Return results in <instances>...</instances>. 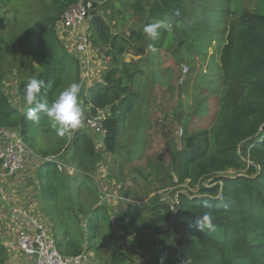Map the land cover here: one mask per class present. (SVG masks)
<instances>
[{
    "label": "trees",
    "instance_id": "16d2710c",
    "mask_svg": "<svg viewBox=\"0 0 264 264\" xmlns=\"http://www.w3.org/2000/svg\"><path fill=\"white\" fill-rule=\"evenodd\" d=\"M14 1L19 0H0V6H7L9 11ZM78 1L47 2L45 6L53 12L37 18L26 29L25 38H12L11 34L0 37V58H6L3 62L16 61L21 54L20 44L26 42V57L37 63L27 61L26 68L31 77L42 78L48 85L42 89L41 102L51 103L70 83L78 82L82 87L80 97L91 105L92 112L108 109L104 150H99L86 132L57 136L49 119L40 114L38 125L45 132H54L58 142L55 150L61 153L51 160L44 158L37 172L43 198L48 201V213L52 217L57 212L54 236H62L60 252L78 255L88 248L100 256L99 244L111 240L114 233L116 218L110 209L123 204L118 208L130 216L122 224L129 228V233L118 230L122 237L128 240L135 230L138 236L147 231L149 236L159 238V247L149 252L151 264H264V13L246 8L238 13L221 12L215 20L224 29L215 84L217 96L213 104L209 97L202 100L192 116L180 117L173 109L176 122H187L184 137L173 145L165 171L166 180L176 187L177 198L155 194L146 199L138 194L132 197L131 192H115L122 199L86 207L78 199L83 192H76L75 188L79 185L94 192L96 173L105 167V158L117 152L121 128L130 112L139 118L137 130L146 121H142L140 112L146 100L142 94L146 83L141 80L144 70L139 67L144 57L132 62L125 60L124 54L130 48L135 54H144L149 39L143 27L157 21L175 26L176 54L184 45L198 48L200 40L182 28L190 16L187 0H114L116 20L112 24L101 14L90 17L95 28L93 42L106 47L104 57L110 59L101 81L83 88L82 63L67 51L56 28L65 10ZM123 7L131 11H123ZM213 20L210 15L208 22ZM125 21H132L128 33L121 32ZM159 31L155 45L161 47L168 26ZM210 33L211 30L206 31ZM1 81L0 74V125L20 127L28 141L32 121L26 118V112L34 105L20 111L11 103ZM199 123L201 127H197ZM49 154L44 152L43 156ZM65 163L77 169V173H68ZM139 202L144 203L139 206ZM205 213L212 216L214 227L200 231L195 227L196 217ZM134 220L138 221L135 225ZM89 231L93 232L92 240L88 238ZM114 243L109 242L108 246L112 251L111 264H141L132 258L138 252L125 248L118 253ZM146 253L141 254L142 259ZM7 258V248L0 243V264Z\"/></svg>",
    "mask_w": 264,
    "mask_h": 264
},
{
    "label": "rangeland",
    "instance_id": "374dc122",
    "mask_svg": "<svg viewBox=\"0 0 264 264\" xmlns=\"http://www.w3.org/2000/svg\"><path fill=\"white\" fill-rule=\"evenodd\" d=\"M51 1H14L11 3V7H9V11L7 6L5 8L0 6V37L11 34L12 38L16 36L25 38L26 29L37 18L45 17V15L47 16L53 12L45 6V3H50ZM102 1L97 0L98 3ZM187 4L191 5L190 16L182 23V28H184L186 34L200 40L198 48L194 49L188 47V45H184L179 50L180 53L176 54L174 50L177 47V32L173 23L166 22L168 35L161 47L156 46L155 41L147 40L144 54H135L132 48L129 49L130 52L124 54L123 58L132 62L139 60L141 56L144 57L139 67L144 70L141 80L146 83V87L142 90V94L146 100L140 108V112L142 114V121L145 119L146 121L137 130L136 126L139 118H137L136 113H129L127 122L121 128L117 152L105 158L106 161L103 164L105 167L102 166L101 172L98 171L96 173L94 192L89 191V189H81L79 185L75 188L76 192H83L78 198L81 205H85L86 207L106 205L110 195L104 194H108V192H131L132 197L138 194L142 195L139 198L145 197L146 199L155 194H160L163 198L167 199L177 198L178 192L176 191V187L166 180L165 171L171 161L173 145L176 142L178 144V140L184 137V132L181 133L180 129L187 130V122L186 120L182 123L176 122L175 113L180 117H184L187 114L192 116L193 109L202 100L209 97L211 104H213L214 98L217 96L215 84L219 77V56L223 45L224 29L223 27H219V22H215V20L220 17L223 11L238 13L241 8H246L253 13H264V0H187ZM220 9L221 11H219ZM124 10L131 11L130 8L123 7ZM210 15H213L214 19L212 23L208 22ZM89 20L88 18L82 27L90 35L92 45L91 59L94 63H97L102 58V61H100L102 65H107V61L110 58H105L106 60L103 58L107 49L93 42L95 28L92 27ZM105 21L108 22L106 19ZM208 23L209 29H207ZM131 26L132 21H125L121 25V32L128 33L132 28ZM217 27L218 29L212 31ZM207 30H211V33L206 34ZM57 35L65 44L67 51L72 54L71 47L74 38L66 30L63 33L57 29ZM24 43L26 44V42ZM24 43L20 44L18 48L21 54L16 58V61L3 62L2 60L6 58H0L1 83L4 85L5 92L11 103L22 112L29 106L23 99L24 86L31 77L30 70L26 68V62L29 61L33 65L37 64L34 62V59L26 57L27 49ZM149 44L155 47V52L151 51L148 47ZM99 46H102L103 52L98 49ZM10 58L12 59V57ZM80 59H84V57H80ZM92 66L94 65L92 64ZM185 66L188 67V71L184 76V80H182V69ZM102 69L98 70L96 66L92 84L101 81L104 71ZM21 84H23L22 88ZM90 85L85 83L83 84V88H87ZM83 100L85 99L83 98ZM173 109H175V113L172 116ZM201 126L202 123L197 125V127ZM41 128L38 123L32 122V128L30 129L27 141L28 145L31 148L33 147L34 149H32L36 150L37 154L41 156L44 155V152H49V156L52 157L61 156V153L55 150L58 147V142L54 132L48 133ZM37 163L38 160L33 155H30L28 167L33 168V165L36 166ZM64 167L68 170V173H73L72 175H75L78 171L70 165ZM118 176L119 180L117 179ZM36 178H38L37 175ZM76 184H78V180ZM35 185L36 189L40 188L39 181L38 185ZM143 203L139 202L138 205L141 206ZM119 206L123 207V204L110 209V214H114V218H116V220L114 219L113 237L111 240L108 239V242L99 244L101 250L98 252L100 256L96 251H91L88 248L82 252L81 254H84L83 264H102L105 262L111 264L109 260L112 258V251H110L109 242H115L118 245V253L125 248H127L128 252H138L132 255V258L136 259L135 262L151 264L149 263L151 261L149 252L159 247L161 244L159 243V238L156 235L149 236L147 231L143 232L142 236H138L135 230H133L132 234H129L131 236H129L128 240L122 237L118 230L121 229L122 233L126 231V235L129 233V228L122 224L125 223L127 217L130 215H128V212L121 211L118 208ZM140 215L146 216L145 212H140ZM57 221V212H54L50 220L53 234ZM136 223L138 221L134 220L133 225ZM92 233V231L88 232L90 240L93 239ZM145 233L148 236L144 235ZM58 236L55 237L57 238V247L60 249L62 236ZM140 243L143 245H140ZM144 253L146 254L142 259L141 254ZM63 255L70 256L65 253Z\"/></svg>",
    "mask_w": 264,
    "mask_h": 264
},
{
    "label": "built area",
    "instance_id": "2783aa9c",
    "mask_svg": "<svg viewBox=\"0 0 264 264\" xmlns=\"http://www.w3.org/2000/svg\"><path fill=\"white\" fill-rule=\"evenodd\" d=\"M94 5L93 0H80L70 5L57 23L58 30L63 33L66 30L74 38L71 47L72 54L79 59L84 57V59H80L83 67V84L91 75L90 67H93L96 71L97 66L91 59L90 35L82 27L86 20L90 19V12ZM104 67L106 68L107 65L105 64ZM97 68L99 70L102 66H97ZM187 71L188 67L185 66L182 69V80H184ZM79 99L82 110V123L72 134L76 131L86 132L96 143L97 148L104 150V141L107 135L104 121L108 115V109L99 108L96 112H92L91 105L86 103L82 97ZM180 132L183 133V128L180 129ZM30 155H33V151L25 140L21 128L0 125V195L11 209L12 226L16 231L15 246H8V258L3 264H10L16 252L30 258L24 264H83L84 254L65 256L60 252L51 222L33 204L28 202L18 204L15 202L18 197L16 192H20L21 178L28 168ZM8 175L11 176L9 182L6 179ZM12 185L16 186L13 194H7L6 189ZM104 195H110L109 200L122 199L115 192H108Z\"/></svg>",
    "mask_w": 264,
    "mask_h": 264
},
{
    "label": "clouds",
    "instance_id": "9594fccd",
    "mask_svg": "<svg viewBox=\"0 0 264 264\" xmlns=\"http://www.w3.org/2000/svg\"><path fill=\"white\" fill-rule=\"evenodd\" d=\"M166 27L167 25L164 22L157 21L145 24L143 32L149 40L156 41L160 35L159 30ZM148 47L151 51H156L152 44H149ZM47 86L46 81L42 78L34 76L27 80L23 90V99L27 105H34V107L28 108L26 118L38 123L42 113L49 119L51 127L55 129L57 136L70 135L82 123V110L79 99L82 90L81 84L72 82L61 90L51 103H43L41 102L42 89ZM205 207H208V205L205 204ZM195 227L200 231L211 230L214 227L212 216L208 213L197 216Z\"/></svg>",
    "mask_w": 264,
    "mask_h": 264
},
{
    "label": "crops",
    "instance_id": "0c3cea01",
    "mask_svg": "<svg viewBox=\"0 0 264 264\" xmlns=\"http://www.w3.org/2000/svg\"><path fill=\"white\" fill-rule=\"evenodd\" d=\"M103 58L105 59V57L103 56ZM106 60V59H105ZM102 58L99 59L97 61V66H102V70H104V65H102ZM108 62V61H107ZM90 72L91 75L84 81V84L88 83L92 85V80L94 78L95 75V70L93 69V67H90ZM31 148V147H30ZM33 148V147H32ZM31 148V150L33 151V156L38 160V163L36 164V166L33 165V168H27L25 174L23 175V177L21 178V184L19 186L20 192H16V194L18 195V197L15 199V202L18 204H23V203H31L33 204L37 210L44 216H46L49 221L51 220V216L48 214V203L44 200L42 192L40 190V188L36 189V185H38V179L36 178L37 172H38V168L40 167L41 163L44 161V158H46V160H51L54 159L56 157H44L43 155H39L37 154V151L33 150ZM65 165H68L65 163ZM9 185V183H7ZM32 184V185H29ZM16 186L12 185L11 187H9L8 189H6V193L7 194H13L14 190H15ZM11 209L10 207L5 203V201L1 198L0 195V218H1V229H0V243L4 244L6 246V248H8V246H15V240H16V231L12 226V220H11ZM30 258L25 257L24 255H22L20 252H16L15 257L13 258V260L10 262V264H24L27 263L29 261Z\"/></svg>",
    "mask_w": 264,
    "mask_h": 264
},
{
    "label": "water",
    "instance_id": "95a60500",
    "mask_svg": "<svg viewBox=\"0 0 264 264\" xmlns=\"http://www.w3.org/2000/svg\"><path fill=\"white\" fill-rule=\"evenodd\" d=\"M113 6H114V0H103L100 3L95 1L94 8L91 10L90 14L91 16H96L101 13L103 18H105L108 22L112 23L115 20V16L113 14ZM98 49L100 51L102 50V52L104 50L102 46H99ZM6 179L9 182L11 179V176L9 175L6 176Z\"/></svg>",
    "mask_w": 264,
    "mask_h": 264
}]
</instances>
